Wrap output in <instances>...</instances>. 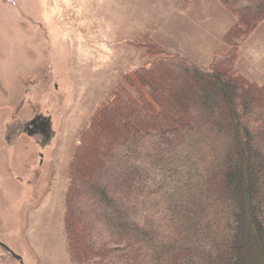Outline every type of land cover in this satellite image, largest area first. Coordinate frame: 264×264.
Here are the masks:
<instances>
[{
  "label": "trees",
  "instance_id": "obj_1",
  "mask_svg": "<svg viewBox=\"0 0 264 264\" xmlns=\"http://www.w3.org/2000/svg\"><path fill=\"white\" fill-rule=\"evenodd\" d=\"M217 1L235 21L208 65L143 33L150 58L82 125L64 174L71 264H264V82L238 67L264 0Z\"/></svg>",
  "mask_w": 264,
  "mask_h": 264
},
{
  "label": "rangeland",
  "instance_id": "obj_2",
  "mask_svg": "<svg viewBox=\"0 0 264 264\" xmlns=\"http://www.w3.org/2000/svg\"><path fill=\"white\" fill-rule=\"evenodd\" d=\"M176 1L0 0V241L25 264H71L62 229L70 151L122 73L150 58L137 37L148 32L175 51L169 45L174 32L183 41L191 23L211 22L205 11L215 8L212 0H191L186 9ZM212 15L220 20L218 12ZM239 61L241 70L264 82V21L242 41ZM23 70L31 72L29 84L14 82ZM25 94L20 117L36 120L42 130L7 143L11 109ZM40 141L43 164L32 158ZM0 264L20 263L0 246Z\"/></svg>",
  "mask_w": 264,
  "mask_h": 264
},
{
  "label": "crops",
  "instance_id": "obj_3",
  "mask_svg": "<svg viewBox=\"0 0 264 264\" xmlns=\"http://www.w3.org/2000/svg\"><path fill=\"white\" fill-rule=\"evenodd\" d=\"M212 2L217 10L213 8L212 10L205 11L206 18L211 21L209 25L197 20L191 23L193 25L190 26V33L183 41L180 40L175 32L173 37H169V45L173 46L175 51L203 65H208V57L211 62L214 53L226 47L225 43L222 41V35L235 21L233 14L224 9L217 0H212ZM195 3H197V0H195ZM214 11L219 13V21H216L217 17L212 15ZM179 28L180 25H176L175 29ZM238 67L241 70L240 61ZM241 72L248 78L256 80L243 70H241ZM256 81L263 82L261 80Z\"/></svg>",
  "mask_w": 264,
  "mask_h": 264
},
{
  "label": "flooded vegetation",
  "instance_id": "obj_4",
  "mask_svg": "<svg viewBox=\"0 0 264 264\" xmlns=\"http://www.w3.org/2000/svg\"><path fill=\"white\" fill-rule=\"evenodd\" d=\"M20 80H16L14 82H16L17 84L18 83H22L24 82L25 84L26 83H30L32 78H31V72L28 70H23L20 74ZM12 82V88H13V83ZM7 89V92L5 93V97L8 98L7 95H9L10 91L13 90V89ZM25 90L28 91V93H30V90H31V85H28V87L26 86L24 88ZM27 94H25L23 96V98L21 99V101L16 104L12 109H11V113H12V118L10 119V122H9V126L13 125V129H12V133L11 134H5V140L7 143H11L13 141V139L11 138V136H22L24 135L25 133H27L28 135L30 136H34V135H37L41 132L42 130V125L41 123H36V120L33 121V120H29L27 121L26 119H23L20 117V114L21 112L25 109V106H26V102H27ZM14 96L13 95H10V99H12ZM27 126H30L31 127V131H28L27 130ZM44 128H45V124H44ZM43 132L46 136V133L43 129ZM43 141H40L39 143H36L35 145V149H34V154L32 155V158H34L36 161H38V163L40 164H43L44 163V152H43V149H44V145H43ZM4 147V146H3ZM2 150V149H0ZM10 167V166H9ZM12 170V168H10ZM19 171L21 170L19 167H18ZM13 171V170H12Z\"/></svg>",
  "mask_w": 264,
  "mask_h": 264
},
{
  "label": "water",
  "instance_id": "obj_5",
  "mask_svg": "<svg viewBox=\"0 0 264 264\" xmlns=\"http://www.w3.org/2000/svg\"><path fill=\"white\" fill-rule=\"evenodd\" d=\"M0 246L5 248L17 261H19L20 264H25L23 257L17 253H15L9 246H7L5 243L0 241Z\"/></svg>",
  "mask_w": 264,
  "mask_h": 264
}]
</instances>
